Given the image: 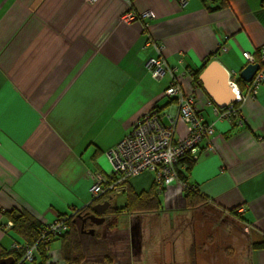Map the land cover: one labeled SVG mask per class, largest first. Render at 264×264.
<instances>
[{"label": "crops", "instance_id": "1", "mask_svg": "<svg viewBox=\"0 0 264 264\" xmlns=\"http://www.w3.org/2000/svg\"><path fill=\"white\" fill-rule=\"evenodd\" d=\"M128 12H150L149 26L123 24ZM151 42L163 47L171 69L160 81L147 68L159 57ZM262 47L264 0H186L185 6L180 0H0V258L25 244L8 227L6 213L24 211L43 225L76 214L91 204L96 175L111 176L106 154L139 120L153 110L166 127L178 118L177 99L165 94L175 81L196 97L205 122L215 125V152L205 154L201 146L188 183L210 206L234 212L261 240L264 85L238 105V117L220 119L193 77L217 61L238 83L248 65L243 53L256 57ZM241 89L246 93L247 84ZM186 134L179 121L177 137ZM172 187L160 195L161 211L151 215L177 211L166 208L177 194ZM129 188L158 191L150 172L132 179ZM179 210L187 211L186 202ZM138 216L106 217L132 237ZM122 217L130 220L123 229ZM140 240L141 233L133 241L139 258L145 250ZM248 257L249 264H264V250L250 249Z\"/></svg>", "mask_w": 264, "mask_h": 264}, {"label": "built area", "instance_id": "2", "mask_svg": "<svg viewBox=\"0 0 264 264\" xmlns=\"http://www.w3.org/2000/svg\"><path fill=\"white\" fill-rule=\"evenodd\" d=\"M88 1L95 3L97 0ZM180 3L185 6L186 0H180ZM148 19H152L150 12L141 14L128 12L122 15L121 22L132 25L141 21L147 28ZM153 45L159 57L150 59L147 68L152 78L160 81L171 69L163 57V47ZM220 50L225 52L227 48L221 47ZM243 57L248 64H256V57L253 54L245 52ZM260 59L261 68L252 82L247 83L246 93L230 75L229 85L236 93V102L223 110L215 109L220 119L238 117V105L246 99L247 95L255 96L258 89L264 85V47L260 49ZM165 94L169 98L177 99L178 118L173 119L171 125L166 127L161 122L160 113L153 110L139 120L132 131L106 154L112 167V174L109 178L96 175L90 189L91 204L97 203L104 196L122 195L127 192L130 181L144 172L155 175V184L160 194L175 183H179L182 190H185L187 185L179 177V170L183 168L181 162L188 158L196 161L203 144L205 154L215 152V146L210 139L215 133V125L205 122L198 109L196 97L193 94L185 95L178 81L173 82ZM179 121L186 126L187 134L184 137H177ZM70 217L63 216L44 224L40 237L33 244H15L13 250L23 252L18 264H36L42 258L45 264H54L55 256L53 257L50 242L68 231ZM8 227H12L11 222H8Z\"/></svg>", "mask_w": 264, "mask_h": 264}, {"label": "rangeland", "instance_id": "3", "mask_svg": "<svg viewBox=\"0 0 264 264\" xmlns=\"http://www.w3.org/2000/svg\"><path fill=\"white\" fill-rule=\"evenodd\" d=\"M174 185L177 194L170 200L171 204L167 202L166 208L177 211L135 217L133 223L137 229L132 231V237L131 231L128 234L115 230L113 221L106 216L102 225L93 223L82 228V221H78L85 257L83 264H192L190 248L193 244L197 248L196 264H249V250L260 239L246 230L236 217L210 205L195 211L179 210L185 206L184 194L179 183ZM124 201L123 196H117L112 204L122 207ZM129 221L128 217H122L119 227L126 228ZM140 233L145 249L141 258L133 253V241L138 243ZM51 248L52 252L57 251L59 259V243Z\"/></svg>", "mask_w": 264, "mask_h": 264}, {"label": "trees", "instance_id": "4", "mask_svg": "<svg viewBox=\"0 0 264 264\" xmlns=\"http://www.w3.org/2000/svg\"><path fill=\"white\" fill-rule=\"evenodd\" d=\"M256 63L261 65V59L259 53L256 54ZM202 71V70H201ZM201 71H198L194 74V82L196 87L203 90L202 85L199 82V76ZM239 85L241 88H244L247 83L242 80H239ZM209 101L214 103L212 99L209 97ZM196 161L191 158L184 159L181 162L182 169L179 170L180 180L186 183L187 188L183 190L184 199L186 202L187 211H195L204 206L209 205V200L207 197L202 195L196 187L191 186L188 183V175L194 166ZM160 193L158 191L151 190L148 193L136 194L131 191L130 188L127 191V195L125 198V203L122 207L113 206L106 213L108 215H121L123 213L131 214V215H140V214H155L161 211V200ZM116 196L107 195L102 197L98 202L104 203V201L112 200ZM97 202V203H98ZM93 205L91 204L88 207L82 209L77 212L75 215L71 216L68 220V231L61 237L55 238L50 242V246H52L55 242H58L60 245L59 248V259L60 261L53 262L54 264H83L84 257V249L81 240V231L78 227V221H82V228L87 226H92V214H93ZM229 215L235 216L234 212H229ZM9 221L12 223V230L20 236L25 244H33L35 240L40 237V231L43 228V223L36 219L33 215L20 211H12L6 213ZM253 250H264V237L257 243L252 245ZM23 252L14 250L13 252L5 255L7 257H14L15 264H18L21 261ZM196 256H197V248L193 244L190 248V257L191 263L196 264ZM56 258V257H55ZM56 260V259H55ZM40 264H45L44 259L38 260ZM26 264V263H23Z\"/></svg>", "mask_w": 264, "mask_h": 264}, {"label": "water", "instance_id": "5", "mask_svg": "<svg viewBox=\"0 0 264 264\" xmlns=\"http://www.w3.org/2000/svg\"><path fill=\"white\" fill-rule=\"evenodd\" d=\"M260 64H248L240 73V79L245 83H251L259 72ZM230 75L228 71L217 61L206 64L199 76V82L203 90L212 99L219 109H225L236 102V93L229 85ZM112 198L102 204L93 206V222L103 224L105 219L97 215H105L111 208ZM0 264H15L14 257L0 258Z\"/></svg>", "mask_w": 264, "mask_h": 264}, {"label": "flooded vegetation", "instance_id": "6", "mask_svg": "<svg viewBox=\"0 0 264 264\" xmlns=\"http://www.w3.org/2000/svg\"><path fill=\"white\" fill-rule=\"evenodd\" d=\"M99 204H102V202L101 203H99ZM93 214H95V212L93 211ZM93 214H92V221H93V219L95 218V217H93ZM98 217H103V216H106V214L105 215H97Z\"/></svg>", "mask_w": 264, "mask_h": 264}]
</instances>
